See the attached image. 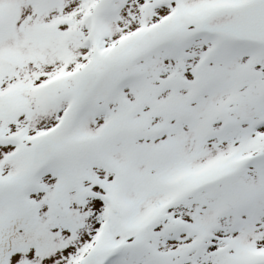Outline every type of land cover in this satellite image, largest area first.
<instances>
[{
    "label": "snow or ice",
    "instance_id": "obj_1",
    "mask_svg": "<svg viewBox=\"0 0 264 264\" xmlns=\"http://www.w3.org/2000/svg\"><path fill=\"white\" fill-rule=\"evenodd\" d=\"M0 264H264V0H0Z\"/></svg>",
    "mask_w": 264,
    "mask_h": 264
}]
</instances>
